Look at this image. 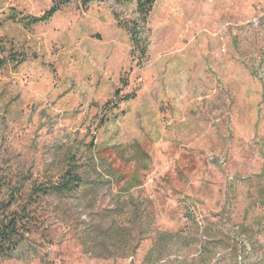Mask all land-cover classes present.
Here are the masks:
<instances>
[{
    "label": "rangeland",
    "instance_id": "374dc122",
    "mask_svg": "<svg viewBox=\"0 0 264 264\" xmlns=\"http://www.w3.org/2000/svg\"><path fill=\"white\" fill-rule=\"evenodd\" d=\"M52 1L0 0V197L20 207L74 158L105 182L86 209L147 197L159 229L208 224L229 232L237 264H264V0H155L144 26L121 0H71L30 27L9 18ZM27 211L29 233L0 264H138L151 243L91 255L72 199ZM229 248L219 264H234Z\"/></svg>",
    "mask_w": 264,
    "mask_h": 264
},
{
    "label": "trees",
    "instance_id": "16d2710c",
    "mask_svg": "<svg viewBox=\"0 0 264 264\" xmlns=\"http://www.w3.org/2000/svg\"><path fill=\"white\" fill-rule=\"evenodd\" d=\"M71 0H53L49 9L39 16L25 15L18 17V13L11 9L9 18H18L25 27L49 20L63 4ZM82 6L96 0H78ZM123 2H135L136 14L139 21L145 25V20L155 0H121ZM143 28L131 26L129 34L131 41L141 45L140 36ZM129 94L126 99L133 98ZM95 175L93 179L88 178ZM97 168L86 169L71 158L67 166L56 180L33 185L20 207L14 206L17 197L9 194L0 197V256L14 253L17 247L23 243L25 235L33 224L31 215L27 211L28 206L37 198L53 196L54 198L72 199L76 207H80L82 214H87V221L80 235L83 250L91 255L103 258L132 257L141 246L142 241L150 239L151 243L144 252L142 261L138 264H219L222 256L215 258L219 245L229 248L227 253L231 263L237 264L239 252L229 232L219 228V239L213 236L208 224L199 227L192 221L185 229L166 231L156 227L155 211L150 198L141 196L115 197L111 205L103 210L91 208L94 200L98 198L100 187L105 184ZM14 207V208H12ZM80 213V212H79ZM187 219L190 213H185ZM232 242L230 244V241ZM226 254V255H227ZM225 255V256H226ZM128 264H137L132 260Z\"/></svg>",
    "mask_w": 264,
    "mask_h": 264
}]
</instances>
